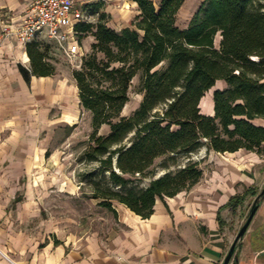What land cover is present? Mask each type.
<instances>
[{
    "label": "trees",
    "instance_id": "obj_1",
    "mask_svg": "<svg viewBox=\"0 0 264 264\" xmlns=\"http://www.w3.org/2000/svg\"><path fill=\"white\" fill-rule=\"evenodd\" d=\"M133 1L140 13L120 31L108 26L102 2L94 4L97 23L76 26L79 39L92 35L96 41L73 76L80 105L92 117L82 159L95 166L81 174L90 188L83 194L114 212L115 202L123 204L146 219L157 198L200 181L201 161L193 155L202 149L264 152V126L254 123L264 120V0H204L186 28L177 23L186 0ZM26 49L30 66L20 68L28 83L32 76L56 74L39 41ZM138 76L143 100L125 116ZM219 80L227 88L215 90V114L207 115L201 100ZM160 158L168 171L156 178Z\"/></svg>",
    "mask_w": 264,
    "mask_h": 264
},
{
    "label": "crops",
    "instance_id": "obj_2",
    "mask_svg": "<svg viewBox=\"0 0 264 264\" xmlns=\"http://www.w3.org/2000/svg\"><path fill=\"white\" fill-rule=\"evenodd\" d=\"M19 2L0 0V7L19 17L12 13ZM25 55L27 49L16 41L0 42V248L9 257L2 256L0 264H224L264 189V152L204 148L200 181L176 196L157 198L151 217L144 219L116 203L113 212L121 229L110 238L97 234L77 242L52 238L49 222L42 219L41 195L35 193L39 182L33 172L46 152L30 136L29 124L36 118L31 92L37 94L36 103L48 101L71 113L74 109L69 90L55 75L26 81L20 67L27 66L17 61L30 62ZM224 88L227 83L219 80L206 93L200 106L203 109L207 99L208 110L203 113L215 114L214 92ZM51 106L43 108L42 119L48 118ZM254 123L264 126L263 119ZM235 196L238 201L230 204ZM229 264H264V197Z\"/></svg>",
    "mask_w": 264,
    "mask_h": 264
},
{
    "label": "rangeland",
    "instance_id": "obj_3",
    "mask_svg": "<svg viewBox=\"0 0 264 264\" xmlns=\"http://www.w3.org/2000/svg\"><path fill=\"white\" fill-rule=\"evenodd\" d=\"M30 1L20 0V4L12 9V13L20 16ZM154 1L156 5L160 2V0ZM98 2L103 3L100 12H106L108 26L117 31L131 26L138 14L137 7L125 0H80V7L87 15L85 22H98V14H93L94 4ZM203 2L204 0H186L178 14V25L185 26L201 8ZM4 10L10 9L4 8ZM95 41L92 35L83 36L80 39L82 50L69 56L60 45L49 38L39 39L42 48L56 66L55 78L58 84L69 90L74 109L73 114L65 111L60 105L52 107L48 101L36 103L34 99L37 94L34 90L31 92V111L36 118L30 121V136L35 144L46 152L37 162L38 165L33 172V178L37 177L39 182V185L35 187V193L39 192L41 195L42 219L49 222L54 233L51 235L52 238L61 242L82 241L93 234H97L101 239H108L121 229L118 216L112 210L101 206L98 200L87 198L83 194L84 190L88 191L90 188L87 185L88 180L82 181L81 174L95 166L86 164L82 159L83 151L92 133V117L90 113L83 111L76 99V81L73 72L81 67L84 56L91 53L92 44ZM13 47H18V45ZM72 48H75V45H72ZM21 50L24 53V49ZM17 61L25 66L30 65L29 61L24 62L23 59H17ZM139 85L138 76L130 88V101L123 111L125 116L131 115L143 100ZM207 104L206 99L202 109L204 112L208 110ZM48 106H51V111L48 118L44 120L40 114L43 108ZM71 114L77 117L74 119L75 123L69 121ZM108 132L107 126L101 130L103 134ZM48 152L49 155H47ZM204 152L205 150L202 149L194 154L193 160H200ZM165 161V158L156 161V178L168 171L162 166ZM185 162V158L181 157L180 163ZM170 169L174 170L177 167L172 166ZM148 183V179L144 181L145 185ZM0 258H2L1 255Z\"/></svg>",
    "mask_w": 264,
    "mask_h": 264
},
{
    "label": "built area",
    "instance_id": "obj_4",
    "mask_svg": "<svg viewBox=\"0 0 264 264\" xmlns=\"http://www.w3.org/2000/svg\"><path fill=\"white\" fill-rule=\"evenodd\" d=\"M79 2L31 0L19 17L0 7V41H16L26 48L29 43L47 37L60 45L69 56L79 53L82 47L76 26L87 18Z\"/></svg>",
    "mask_w": 264,
    "mask_h": 264
},
{
    "label": "water",
    "instance_id": "obj_5",
    "mask_svg": "<svg viewBox=\"0 0 264 264\" xmlns=\"http://www.w3.org/2000/svg\"><path fill=\"white\" fill-rule=\"evenodd\" d=\"M264 193V190L263 192ZM257 208H258V205L255 203L253 206H252V209L250 211V214H249V217L247 219V221L245 222V224L243 225V227L241 228V230L239 231V233L237 234L236 236V239L234 241V243L232 244V247L224 261V264H229L230 260L232 259L233 255H234V252L236 250V245L238 243V241L240 240L241 237H243L253 219V216L255 215L256 211H257Z\"/></svg>",
    "mask_w": 264,
    "mask_h": 264
},
{
    "label": "bare ground",
    "instance_id": "obj_6",
    "mask_svg": "<svg viewBox=\"0 0 264 264\" xmlns=\"http://www.w3.org/2000/svg\"><path fill=\"white\" fill-rule=\"evenodd\" d=\"M125 1L128 2V3L133 4L134 6H138V5H137V2H135V1H133V0H125ZM25 58H26V60L29 59V57L26 56V55H25ZM125 108H126V107H125ZM208 108H209V106H208ZM76 118H77L76 116H73V115L71 114V115H70V118H69V121L72 122V123H75V122H74V119H76ZM0 254H1V256H3V257L6 258V259L9 258L8 255H7V253H6L3 249H1V248H0Z\"/></svg>",
    "mask_w": 264,
    "mask_h": 264
}]
</instances>
